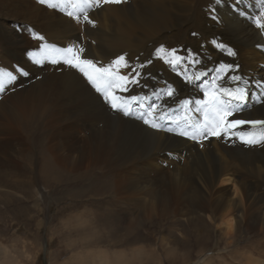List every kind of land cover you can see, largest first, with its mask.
<instances>
[{
    "label": "bare ground",
    "instance_id": "6f19581e",
    "mask_svg": "<svg viewBox=\"0 0 264 264\" xmlns=\"http://www.w3.org/2000/svg\"><path fill=\"white\" fill-rule=\"evenodd\" d=\"M204 1L125 0L116 6H103L89 15L98 25L85 24L88 41L78 43L73 17L82 19V12L88 10L81 0H45L44 4L39 0H0V17L23 20L31 30L27 35L22 27L24 31L17 33L13 40L7 36L6 28L0 26V79L7 82L8 73H15L19 68L28 73V76L19 75L7 91L0 92V145L11 148L9 138L22 131L27 136L29 127L41 130L47 140L48 153L40 164L42 181H47V177L55 179L61 169L67 176L75 173L79 177L83 175L81 171L102 167L112 176L110 186L114 201H121L124 206L105 209L114 211L111 215L122 213L128 227L136 225L140 213L145 216L155 212L159 215L174 213L190 218L199 212L212 221H219L225 234L234 233L240 225L261 226L264 231V144L246 145L236 137L231 140L213 137L202 141L201 145L165 130L177 129V122L180 124L177 131L184 130L186 123L196 126L201 122L200 114L179 106L180 100L201 98V94L166 63L173 48L180 56H186L187 50L198 53L202 60L198 67L208 70V79L214 75L211 70L221 62L239 64L238 72L244 78L239 83L243 86L247 82L248 92L247 106L236 116L257 118L255 115H262L264 118V103H257V97L264 92L257 83L264 82V35L252 22L264 8V0H208L196 19L195 6ZM54 3L55 8L51 6ZM241 10L244 15L240 14ZM68 12H74L73 17H69ZM213 15L217 19L214 20ZM187 22L199 28L193 41L165 48L157 55L155 49L159 45L154 44L162 36L182 29ZM34 34L43 35L44 41L35 39ZM91 41H95L93 45ZM218 43L227 44L237 56L221 52L216 47ZM53 44L58 47L56 51ZM69 45L87 48L90 59L102 65L126 54L130 65L141 71V77L140 86H132L131 92L123 95L155 92L159 97L165 82L175 88V99L164 97L156 101L161 105L166 102L175 109L168 112V119L159 121L162 127L154 129L144 124L145 134L153 138L150 146L125 147L122 127L128 121L120 116L119 121H113L109 113L113 110L79 72L66 66L62 69L51 62L61 61L63 50ZM33 58L44 62L34 63ZM148 60L152 63L139 69V65ZM122 71L126 74L129 70ZM40 74H44L43 78L31 83ZM144 84L148 87H143ZM142 110L124 117L139 121ZM134 123L139 125V122ZM238 130L254 134L257 139L264 138V129L260 127ZM16 146L15 156L24 160L23 142ZM39 162L38 158L33 163ZM2 163L6 162L0 159V165ZM30 164L26 163L29 167ZM13 165L16 168L15 162L10 163ZM169 169L172 172L167 174ZM30 179L28 172L26 180L15 182L28 196L32 195L33 180ZM225 184L229 185L226 189ZM132 213L137 214L134 219ZM263 247L264 242L250 254L240 251L231 255L234 259L242 257L246 264H264ZM97 253L103 264H127L121 251L113 253L112 259L106 252ZM203 264H207L206 261Z\"/></svg>",
    "mask_w": 264,
    "mask_h": 264
},
{
    "label": "rangeland",
    "instance_id": "374dc122",
    "mask_svg": "<svg viewBox=\"0 0 264 264\" xmlns=\"http://www.w3.org/2000/svg\"><path fill=\"white\" fill-rule=\"evenodd\" d=\"M206 2L208 0L195 6L196 19L203 13ZM83 4L88 7L86 11L89 15L100 10L95 5ZM110 5L115 4L104 7ZM8 17H0V26L6 28L9 38L16 40L15 35L24 31L22 27L25 31L27 29L25 34L31 33L25 21ZM85 24L80 18L74 19L78 43L88 41ZM193 33H199L198 25L187 22L174 34L162 36L154 46L164 45L168 48L178 43L192 42L196 36ZM94 42L91 41V44ZM57 48L53 44V51ZM86 56L91 58L87 51ZM43 75L35 77L31 83L41 80ZM132 108V112H140L139 107ZM109 113L113 121H119L118 116L128 121L122 127L125 131L122 136L125 147L151 145L153 138L145 134V125L141 120L131 121L124 117L123 112L115 110ZM255 116L263 118L262 115ZM134 122H139V125ZM27 129L30 130L27 136L22 131L9 138L11 148L0 145V159L6 162L0 165V264H103L98 259V251L106 252L110 259L113 253L121 251L127 264H203L205 261L207 264H246L242 257L234 259L231 254L240 251L250 254L262 247L264 231L261 226L250 228L240 225L234 233L225 234L219 221H212L199 212L190 218L174 213L159 215L155 212L146 216L140 213L142 216L139 215L140 220L136 225L128 227L122 213L111 215L114 211L105 209H121L124 206L121 201H114L110 186L112 176L107 175L102 167L81 171L83 175L79 177L75 173L67 176L61 169L55 179L47 177V181H42L39 171L43 156L48 155L47 140L43 138L41 130L32 127ZM22 142L24 160L15 156L18 148L16 143ZM26 153L30 167L26 165ZM38 158L40 162L34 164ZM13 161L16 168L10 166ZM169 170L167 174L172 172ZM28 172L31 173L30 181L33 180L30 196L15 183L16 180H26ZM227 186L225 184L224 188ZM80 214L82 217L77 216ZM134 214L131 215L133 219ZM114 239H120V242H114Z\"/></svg>",
    "mask_w": 264,
    "mask_h": 264
},
{
    "label": "snow or ice",
    "instance_id": "6c2138e0",
    "mask_svg": "<svg viewBox=\"0 0 264 264\" xmlns=\"http://www.w3.org/2000/svg\"><path fill=\"white\" fill-rule=\"evenodd\" d=\"M39 2L44 4L45 0H39ZM124 2L125 0H83V3L89 6L95 5L97 8L107 4L119 5ZM51 6L55 8L57 4L54 3ZM211 11L214 13L215 9ZM240 14L244 15L245 13L241 10ZM67 15L73 17L72 12H68ZM73 18L79 20L78 16ZM212 18L214 20L217 19L215 15ZM82 20L88 25L96 26V22L90 18L87 11L82 12ZM252 22L260 30V34L264 35V8L252 18ZM193 35H196V33H193ZM34 38L40 41L45 39L43 35L39 34H34ZM216 47L227 56H237V52L227 44L218 43ZM257 47L262 46L257 45ZM164 51V45H160L155 49L157 55ZM63 53L61 61L53 60L51 62L62 69L66 66L79 72L85 81L94 88L95 92L101 94L103 100L112 110L123 112L125 116H128L132 114L131 109L133 106L139 107L143 110L138 119L154 129H160L162 126L159 121L168 119L169 111H175L166 102L163 105L156 102V99H163L164 97L176 98L177 92L175 88L167 82H165V88L160 90L161 95L159 97L156 96L155 92L152 95L143 93L123 95L130 93L132 86L139 87L141 77V71L130 65L129 60L126 59V54L118 55L106 65H102L94 59L87 58L86 49L80 45L66 46ZM170 53L171 58L166 60V63L173 70H176L177 74L187 84L198 88L201 94V98L187 97L180 100L179 106H186L190 111L200 114L201 122L196 126L186 123L184 130L179 131L177 129L180 128V124L177 122V129L168 127L165 129L166 131L175 132L176 135L186 137L201 143V145L202 141L213 137L224 140H231L232 137H236L246 145L264 144V138L257 139L254 134H245L238 130L244 125L264 129V119L236 118L237 112L242 111L247 106L245 101L248 92L247 82L243 86L239 83L244 79L238 72L239 64L221 62L216 68L211 70L214 75L208 79V70L198 67L202 64L198 53L187 50L186 56H180L174 48L170 49ZM33 62L42 63L44 61L33 58ZM151 63L152 61L148 60L146 63L140 64L139 69L142 70L147 64ZM124 69L129 71L125 74L122 71ZM19 75L28 76V73L23 68H19L15 73H8L7 82L0 79V92L7 91L13 82L18 79ZM257 83L261 88H264V82ZM143 87L146 88L148 85L144 84ZM153 97H156V99H153ZM257 103H264V92H261L260 96L257 97Z\"/></svg>",
    "mask_w": 264,
    "mask_h": 264
}]
</instances>
